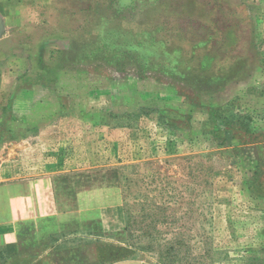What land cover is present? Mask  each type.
Instances as JSON below:
<instances>
[{
	"label": "rangeland",
	"instance_id": "1",
	"mask_svg": "<svg viewBox=\"0 0 264 264\" xmlns=\"http://www.w3.org/2000/svg\"><path fill=\"white\" fill-rule=\"evenodd\" d=\"M0 158L5 264H264V0H0ZM106 169L120 208L53 209Z\"/></svg>",
	"mask_w": 264,
	"mask_h": 264
},
{
	"label": "crops",
	"instance_id": "2",
	"mask_svg": "<svg viewBox=\"0 0 264 264\" xmlns=\"http://www.w3.org/2000/svg\"><path fill=\"white\" fill-rule=\"evenodd\" d=\"M5 159V158H3ZM12 159V158H8ZM2 160V158H0ZM7 165V159L4 161ZM10 163L13 164L11 161ZM1 164V162H0ZM4 165V164H3ZM53 209L59 213L114 208L122 203V191L117 172L111 169L76 171L54 177L52 181ZM12 223L0 224V264L14 256L20 243ZM107 264H155L140 258L118 259Z\"/></svg>",
	"mask_w": 264,
	"mask_h": 264
},
{
	"label": "trees",
	"instance_id": "3",
	"mask_svg": "<svg viewBox=\"0 0 264 264\" xmlns=\"http://www.w3.org/2000/svg\"><path fill=\"white\" fill-rule=\"evenodd\" d=\"M163 117L164 116H159L160 119H162ZM129 222H130L129 215H127L126 226H125L126 232H128L129 228H130ZM119 244L120 245H114V247L111 248L113 251H116V253H112V254H114V257L112 258L111 261L134 257L132 255V253H135V251H136L134 244L128 245V244H125L124 242H122V243L120 242ZM179 245L183 246V244H179ZM160 246L161 245H159V247ZM209 252L210 251H207L208 254H209ZM190 254H191V250L188 249L187 251L184 252L182 257H179L177 254L176 246L171 245L163 253L160 254L158 259L156 260L157 261L156 264H171V263L177 262V261H179V264H181V262H183V263L185 262V264H193L195 262V260H197V257L194 255H192V257H191ZM169 257L172 258L171 262H168L165 259V258H169Z\"/></svg>",
	"mask_w": 264,
	"mask_h": 264
}]
</instances>
